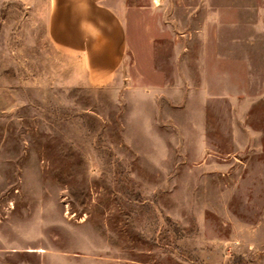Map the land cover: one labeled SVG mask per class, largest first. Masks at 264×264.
Wrapping results in <instances>:
<instances>
[{"label":"rangeland","instance_id":"rangeland-1","mask_svg":"<svg viewBox=\"0 0 264 264\" xmlns=\"http://www.w3.org/2000/svg\"><path fill=\"white\" fill-rule=\"evenodd\" d=\"M88 80L50 0H0V264H264V0H116Z\"/></svg>","mask_w":264,"mask_h":264},{"label":"crops","instance_id":"crops-1","mask_svg":"<svg viewBox=\"0 0 264 264\" xmlns=\"http://www.w3.org/2000/svg\"><path fill=\"white\" fill-rule=\"evenodd\" d=\"M116 0H50L49 31L76 55L84 78L98 79L114 72L126 52V32ZM12 102L11 92L0 88V109Z\"/></svg>","mask_w":264,"mask_h":264}]
</instances>
